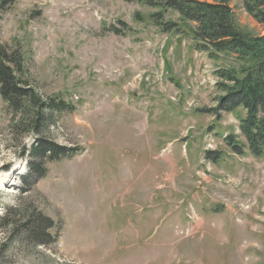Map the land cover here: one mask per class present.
Returning <instances> with one entry per match:
<instances>
[{
  "label": "rangeland",
  "instance_id": "1",
  "mask_svg": "<svg viewBox=\"0 0 264 264\" xmlns=\"http://www.w3.org/2000/svg\"><path fill=\"white\" fill-rule=\"evenodd\" d=\"M228 4L263 35L242 0ZM153 12L136 0H0V42L42 96L73 106L40 138L77 148L23 183L35 134L11 132L0 97V216L41 211L58 232L21 247L0 228V264H264V155L227 146L245 144L244 115L211 112L217 64Z\"/></svg>",
  "mask_w": 264,
  "mask_h": 264
},
{
  "label": "trees",
  "instance_id": "2",
  "mask_svg": "<svg viewBox=\"0 0 264 264\" xmlns=\"http://www.w3.org/2000/svg\"><path fill=\"white\" fill-rule=\"evenodd\" d=\"M150 7L154 24L165 33H184L191 38L195 51L205 53L217 64L213 69L215 107L220 112L240 110V135L245 144L236 138L227 140V146L243 154L245 146L259 158L264 155V33L251 35L237 22L228 0L212 3L198 0H136ZM243 8L264 28V0H242ZM172 14L177 16L172 18ZM0 97L11 113V132L18 136L35 134L34 142L25 149L29 154V176L22 182L45 177L44 161H58L73 155L77 148L40 138L43 125L52 123L51 113H65L73 106L59 96H42L24 75L23 58L18 50L0 42ZM11 209L0 216V228L8 230L14 243L47 245L56 241L58 232L54 221L41 211H27L22 216ZM19 216L18 218H16ZM13 246V245H12ZM8 247V244H7Z\"/></svg>",
  "mask_w": 264,
  "mask_h": 264
}]
</instances>
